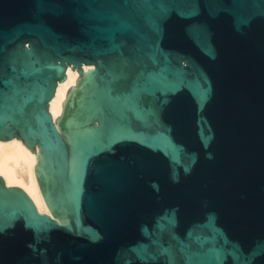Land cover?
Returning <instances> with one entry per match:
<instances>
[{
  "label": "water",
  "instance_id": "1",
  "mask_svg": "<svg viewBox=\"0 0 264 264\" xmlns=\"http://www.w3.org/2000/svg\"><path fill=\"white\" fill-rule=\"evenodd\" d=\"M13 137L64 221L0 177V264H264V0H0Z\"/></svg>",
  "mask_w": 264,
  "mask_h": 264
},
{
  "label": "bare ground",
  "instance_id": "2",
  "mask_svg": "<svg viewBox=\"0 0 264 264\" xmlns=\"http://www.w3.org/2000/svg\"><path fill=\"white\" fill-rule=\"evenodd\" d=\"M92 67V65L83 64V71L87 72V70L92 69ZM73 69L78 72L76 68ZM75 78L76 72L71 69V65H68L65 70V79L62 82H57L54 95L49 99L48 110L57 130L58 126L55 121L57 116L61 114V105L65 98L66 89H68L67 87L70 84L72 85ZM60 134L65 139V134L61 132ZM38 151V147L35 146V151L32 152L31 149L26 148L22 140L17 139V137H13L8 141L0 140V177L8 187L20 188L33 202L38 213H46L54 217L57 221L62 222L64 218H58L51 214L41 193L34 172L35 164L39 163L35 158V153H38ZM18 169L26 174V178L19 173Z\"/></svg>",
  "mask_w": 264,
  "mask_h": 264
},
{
  "label": "rangeland",
  "instance_id": "3",
  "mask_svg": "<svg viewBox=\"0 0 264 264\" xmlns=\"http://www.w3.org/2000/svg\"><path fill=\"white\" fill-rule=\"evenodd\" d=\"M74 72H76V78H75V80H74V82L72 83V85L70 84L67 88H69L70 86H74V87H76V80L77 79H79V78H81V75L76 71V70H73ZM80 75V76H79ZM66 90H68V89H66ZM67 92V91H66ZM66 92H65V96H66ZM64 100H65V98H64ZM63 100V101H64ZM62 101V102H63ZM62 106V105H61ZM61 114H62V110H61ZM61 114H59L58 116H61ZM55 123H57V119H56V121H55ZM35 148V147H34ZM19 170V169H18ZM19 173L20 174H22V176L24 177V178H26V174L24 173V172H22V171H20L19 170Z\"/></svg>",
  "mask_w": 264,
  "mask_h": 264
}]
</instances>
